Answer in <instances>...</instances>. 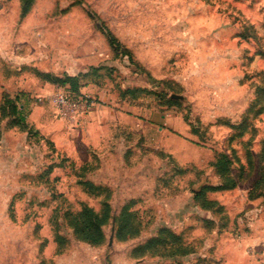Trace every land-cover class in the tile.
<instances>
[{"label":"rangeland","instance_id":"1","mask_svg":"<svg viewBox=\"0 0 264 264\" xmlns=\"http://www.w3.org/2000/svg\"><path fill=\"white\" fill-rule=\"evenodd\" d=\"M24 4L0 0V107L14 100L27 126L0 110V264H264V0ZM91 66L105 68L80 90L93 107L69 128L37 101L56 88L45 75ZM87 118L99 140L80 139ZM220 152L238 183L204 210L195 193L224 183ZM104 203V241L79 240L71 216ZM124 210L136 233L121 239ZM161 229L175 245L134 255Z\"/></svg>","mask_w":264,"mask_h":264},{"label":"trees","instance_id":"2","mask_svg":"<svg viewBox=\"0 0 264 264\" xmlns=\"http://www.w3.org/2000/svg\"><path fill=\"white\" fill-rule=\"evenodd\" d=\"M34 0H25V4L23 7V12H27L29 7L32 5ZM100 31L104 34L111 48L112 52L114 53V58H121L127 57L130 63H134L131 53L123 48L122 44L116 39V37L104 27L100 28ZM105 68L103 67H94L91 66L88 71L84 73H79L76 76H69L64 75V77H53L50 75H45L46 82L55 85L56 87H63L66 88L72 95L79 96L80 90L89 82L88 78L98 77L99 72ZM53 77V78H52ZM138 90H126L125 93L135 94ZM9 109L10 115H12L13 120L12 124L17 127H27L24 121V117L21 115L20 110L18 109L17 105L15 104L14 100H10L8 97H4L2 100V105L0 107L1 114L5 112V110ZM25 125V126H24ZM245 129V128H243ZM216 162L214 166L216 167L217 173L224 178V183L216 185V186H206L202 188L200 191L195 193V199H200V208L204 210H208L211 206L218 205L216 201L209 200L206 198L205 194L210 191H223L228 189H233L237 185V180H234L230 177L231 166L233 161L229 156L225 153H216L215 156ZM264 182V179H263ZM88 191H96L98 188L92 187L88 185ZM110 217V207L108 204L104 203L100 212H96L92 208L88 206H84L83 209L71 216L72 228L75 231L76 237L79 240L87 242L91 245H100L104 241V232L103 227L106 225ZM130 217L131 214H128L126 210H124L122 217L119 220L118 229L116 235L118 238L126 239L128 236H132L136 233L133 232L131 225H130ZM171 240V241H169ZM179 240V237L175 234H172L170 231L167 230H159L158 234L150 239L143 245L138 246L134 250V255L137 256H145L148 253H156L153 250L158 249L163 245H167V243H171L175 245V242ZM186 246L180 248H173L171 251L166 252L168 256L176 257L179 255L186 254ZM165 253V252H163ZM165 253V254H166ZM159 254V253H158ZM162 255V254H161Z\"/></svg>","mask_w":264,"mask_h":264},{"label":"built area","instance_id":"3","mask_svg":"<svg viewBox=\"0 0 264 264\" xmlns=\"http://www.w3.org/2000/svg\"><path fill=\"white\" fill-rule=\"evenodd\" d=\"M40 103H48L57 110L59 117L73 125L78 117L93 107V100L89 96L72 95L66 88L56 87L54 92L44 98H38Z\"/></svg>","mask_w":264,"mask_h":264},{"label":"crops","instance_id":"4","mask_svg":"<svg viewBox=\"0 0 264 264\" xmlns=\"http://www.w3.org/2000/svg\"><path fill=\"white\" fill-rule=\"evenodd\" d=\"M84 72H86V71H82L79 73H84ZM79 73H77V74H79ZM77 74L69 75V76H76ZM69 126H70L69 128H72V125H69ZM78 127H79V133H80L79 137L81 140H83L85 142H90L89 139L95 140L96 139L95 135H98L99 131H100V124L97 121H91L88 118H87V120L80 121L78 124ZM88 135H89V137H88ZM96 140H99V139H96Z\"/></svg>","mask_w":264,"mask_h":264}]
</instances>
